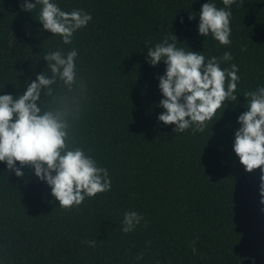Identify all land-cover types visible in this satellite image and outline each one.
Wrapping results in <instances>:
<instances>
[{"label":"trees","instance_id":"1","mask_svg":"<svg viewBox=\"0 0 264 264\" xmlns=\"http://www.w3.org/2000/svg\"><path fill=\"white\" fill-rule=\"evenodd\" d=\"M23 2L0 0V95L18 96L29 77L51 75L46 52L77 49L88 92L76 143L108 169L112 188L66 211L34 170L22 169L21 179L0 163V264H264L261 172H247L233 150L238 117L247 110L243 94L264 86V0L231 5L228 47L199 35L201 7L211 0H55L64 11L93 17L71 45L43 31L39 8L24 12ZM172 32L178 47L206 57L231 52L222 68H239L238 103L230 102L221 119L218 112L203 133L176 134L175 125L158 120L164 109L157 106V76L166 65L147 62L145 41L154 46ZM129 210L148 227L142 221L125 235Z\"/></svg>","mask_w":264,"mask_h":264},{"label":"clouds","instance_id":"2","mask_svg":"<svg viewBox=\"0 0 264 264\" xmlns=\"http://www.w3.org/2000/svg\"><path fill=\"white\" fill-rule=\"evenodd\" d=\"M234 3L236 0H223L224 7H218L211 0L203 4L199 35H211L221 46H230V8ZM37 8L35 19L43 25V31L52 33V37L59 36L65 45H71L74 34L93 19L83 9L64 11L55 0H24L21 4V10L27 13ZM196 18L189 16V20ZM150 39L145 41L147 62L152 67L166 65L164 75L157 76L163 96L157 106L164 109L158 120L164 125H175L176 134L188 130L203 133L218 112L221 119L230 102L238 103L239 68L234 63L222 68L234 59L231 52L206 57L204 52L178 47L181 43L173 32L154 46H149ZM78 55L75 48L67 53L62 49L46 52L43 60L47 61L46 69L51 75L44 70L35 80L29 77L25 91L18 96L0 95V163L7 165V173L14 172L21 179L26 175L22 169L34 170L35 176L51 188L59 207L66 211L79 210L86 199L112 188L108 169L100 167L76 143V124L88 92L86 82L78 76ZM69 93L73 94L72 104L68 103ZM243 97L247 110L238 117L240 127L235 131L233 150L247 172L260 170V203L264 204V86L246 91ZM142 221L148 227L141 214L126 211L121 231L127 235ZM84 243L95 248L97 241ZM192 251L197 252L195 242ZM144 255L139 253L136 259L143 260Z\"/></svg>","mask_w":264,"mask_h":264}]
</instances>
